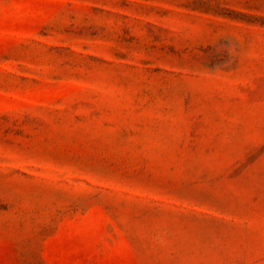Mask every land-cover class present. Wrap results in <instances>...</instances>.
I'll return each instance as SVG.
<instances>
[{"label": "rangeland", "instance_id": "374dc122", "mask_svg": "<svg viewBox=\"0 0 264 264\" xmlns=\"http://www.w3.org/2000/svg\"><path fill=\"white\" fill-rule=\"evenodd\" d=\"M0 264H264V0H0Z\"/></svg>", "mask_w": 264, "mask_h": 264}]
</instances>
